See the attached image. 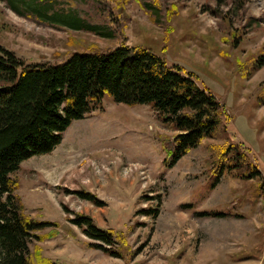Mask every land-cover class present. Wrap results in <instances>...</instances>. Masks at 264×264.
<instances>
[{"label":"rangeland","instance_id":"obj_1","mask_svg":"<svg viewBox=\"0 0 264 264\" xmlns=\"http://www.w3.org/2000/svg\"><path fill=\"white\" fill-rule=\"evenodd\" d=\"M121 44L192 73L226 117L166 167L177 131L150 104L129 106L105 93L53 151L24 160L16 172L25 214L58 223L37 232L54 234L33 240L31 252L59 264H264V0H0V45L25 64ZM246 65L259 66L242 76L238 68ZM224 143L245 148L261 178L226 168L211 188L212 146ZM151 206L156 217L140 212ZM211 210L225 215H197ZM74 213L110 230L117 254L91 246L100 242L69 222Z\"/></svg>","mask_w":264,"mask_h":264},{"label":"trees","instance_id":"obj_2","mask_svg":"<svg viewBox=\"0 0 264 264\" xmlns=\"http://www.w3.org/2000/svg\"><path fill=\"white\" fill-rule=\"evenodd\" d=\"M57 20L80 28L73 17L59 16ZM256 67L239 66L238 71L246 76ZM105 93L129 106L150 104L161 121L177 131L166 167L174 165L202 139L213 136L226 117L224 105L208 88L200 86L192 73L177 64L168 65L163 56L139 45L75 50L60 63L35 64H25L0 45V264H59L43 257L39 249L31 252L29 244L33 240L54 234L37 232L58 223L25 214L16 193L19 185L15 175L24 160L53 151L74 120L85 118L101 106ZM212 148L217 160L211 168L215 177L211 188L226 168L240 178H261L260 169L245 148L227 143ZM73 192L101 204L90 192ZM140 212L156 217L158 209L151 206ZM197 215L220 217L225 213L211 210ZM68 220L100 242L91 246L117 254L112 249V232L97 226L90 216L74 213Z\"/></svg>","mask_w":264,"mask_h":264}]
</instances>
